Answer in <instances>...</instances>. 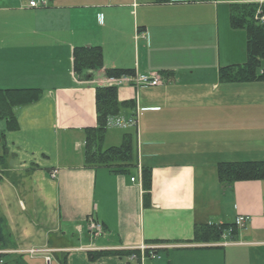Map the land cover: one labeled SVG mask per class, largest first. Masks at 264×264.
Wrapping results in <instances>:
<instances>
[{
    "label": "crops",
    "instance_id": "0c3cea01",
    "mask_svg": "<svg viewBox=\"0 0 264 264\" xmlns=\"http://www.w3.org/2000/svg\"><path fill=\"white\" fill-rule=\"evenodd\" d=\"M248 3L264 0H49L38 7L0 0V68L13 70L0 88L43 92L16 108L18 130L6 123L0 130L10 172L37 165L31 200H21L20 210L8 194L21 182L0 181L1 212L14 248H51L55 259L15 253L3 256L4 264H61L62 257L66 264H128L116 255L91 261L88 252L143 244L160 245L143 264H264V179L225 184L217 171L222 162L264 160V81L219 77L220 68L247 60L246 30L231 25L230 13L232 5ZM91 45L101 46L104 67L79 76L73 50ZM106 68L160 77L157 85L117 87L119 100L133 106L111 117L109 128L122 130L121 140L136 132L135 174L84 163L83 130L97 125L96 87L108 85ZM118 117L137 124L117 126ZM13 155L20 162L11 169ZM144 168L152 173L148 206ZM28 206L46 213L43 222L28 219ZM239 216L244 224L221 241L193 240L197 227L235 224Z\"/></svg>",
    "mask_w": 264,
    "mask_h": 264
},
{
    "label": "trees",
    "instance_id": "16d2710c",
    "mask_svg": "<svg viewBox=\"0 0 264 264\" xmlns=\"http://www.w3.org/2000/svg\"><path fill=\"white\" fill-rule=\"evenodd\" d=\"M264 3L234 4L231 6L230 21L234 28H244L247 34V60L243 64L229 65L220 68L221 81H264ZM104 67V55L101 46H78L73 50V70L77 75H85L89 71ZM123 74L134 75L131 68H106V76L118 77ZM40 88H0V121L4 120L8 131L19 129L16 108L40 100ZM132 101H120L116 86L103 85L96 87V115L97 125L85 128L84 163L86 167H106L117 172H128L137 166L136 132L130 130L123 134L120 145L105 147V137L108 122L111 117L120 115L125 108L132 107ZM3 133L0 132V139ZM3 141V139H2ZM37 165L32 164L25 173L30 175ZM218 177L222 183L232 184L242 180L264 179V160L243 162H222L217 166ZM7 166V149L0 154V181L10 178ZM13 184L18 180L10 178ZM142 187L144 206L149 205L152 189V173L148 168L142 170ZM232 229L233 224L204 225L195 229L194 241L213 243L219 242L224 233ZM234 229V230H233ZM0 246L11 248L15 243L11 241V232L6 216L0 207ZM133 250H98L89 251L91 261L103 256L116 255L127 258ZM131 262H128L130 264ZM61 264H66L65 257ZM140 264V263H137Z\"/></svg>",
    "mask_w": 264,
    "mask_h": 264
},
{
    "label": "built area",
    "instance_id": "2783aa9c",
    "mask_svg": "<svg viewBox=\"0 0 264 264\" xmlns=\"http://www.w3.org/2000/svg\"><path fill=\"white\" fill-rule=\"evenodd\" d=\"M29 4L32 7H36L39 5H46L47 0H30ZM262 19L264 20V16L262 17ZM130 82L134 83L136 86L157 85L160 83V77L158 75H153V74L152 75L123 74V75L118 76V77H115V76L109 77V79H108V83L110 85H115V86L125 84V83H130ZM115 123L117 126L126 127L127 125H135L136 121L134 118H130L129 120H124L123 118L118 117V118H116ZM110 124H111V121H110ZM52 175L54 176V173ZM132 180H134V178H132ZM244 220H245L244 216H239L236 219L235 224L237 226L243 225ZM89 226H90L91 230H95L97 232H100V230H101V226L99 224L95 223L94 221H91ZM159 247H160V245H158V244H151V245H144L143 244L137 248L131 249L133 251H138L139 254H137L136 252H133L128 256V259L130 261H141V262H143L147 253H149L150 255H152L154 257L155 256L154 251ZM15 252H17V253H28L31 255L45 254L46 260L50 261V256H49V254L47 255V253L51 252V249L44 248V247H29V248L15 249V250H11V249L0 250V264L4 263L3 255L15 253Z\"/></svg>",
    "mask_w": 264,
    "mask_h": 264
},
{
    "label": "rangeland",
    "instance_id": "374dc122",
    "mask_svg": "<svg viewBox=\"0 0 264 264\" xmlns=\"http://www.w3.org/2000/svg\"><path fill=\"white\" fill-rule=\"evenodd\" d=\"M12 71L13 70H10L9 71L7 68H0V78L3 77L6 74V72L10 73ZM16 71H18V70H16ZM20 87H28V86H20ZM4 126H5V121L4 120L0 121V130L4 129ZM113 131H116L117 136L115 138V136L113 137V134H111V137H106L105 143H104L105 144V147H109V146H112V145L116 146V145H120L121 144L122 140L120 139V137H121V134H122V130H119V129L115 130V129L109 128L107 130V133L113 132ZM45 139L44 140H45V143L47 144V146L48 147H51L52 146V142L50 140V134H47V136H45ZM3 143L4 142L0 139V154H2V152H3V146H4ZM64 150L66 151V154L70 157L71 147H68L67 146L66 149L64 147ZM13 156L14 157L10 156L9 159H8L10 162L13 163L12 165H9V167L11 169H14L13 168L14 167L13 165H16L17 166L18 163L20 162L19 159H17L15 157V155H13ZM53 159L54 158H52V160ZM29 167H31V165ZM99 168H103V167H99ZM40 170H41V168H40ZM43 170H44L43 172H46L48 174L49 167L46 166V168H44ZM131 170H132V172L134 174L136 173V168L135 167H132ZM41 174H42V171H39V175H41ZM10 176H11L10 178L13 177L14 180L17 179V180H19V182H21V185H19V187L17 188V190H18L17 193H13V191H12L11 193H12L13 196H11V195L8 194L9 199H10V202L12 204V208L13 209L20 210V208L22 206L21 200L23 201V203H26L27 205H28V201L31 200V196H32V193H33V185H34L36 179H35V177H32V175H27L25 173V171H20V170H17L15 172H13V170H12V172L10 173ZM21 179H23V181H21ZM20 193H21V195H17V194H20ZM14 194H16V195H14ZM29 207L30 206H28V209L25 212L28 215L27 216L28 219H32L33 218L34 221L37 222L39 220V218L41 217V222H43V219L42 218L45 219L44 216H45L46 213L45 212H42V213L36 214ZM41 222H39V225L37 227H39V226L44 227V224L41 223ZM69 234H70L69 235L70 238L73 239L74 241L77 239L76 238V234H79V233L74 228V225H72V226L69 227ZM11 248H14V247H11ZM52 260L55 263V259H52Z\"/></svg>",
    "mask_w": 264,
    "mask_h": 264
}]
</instances>
